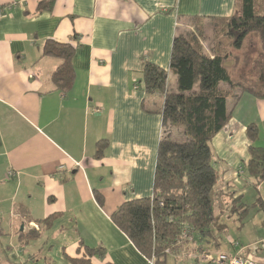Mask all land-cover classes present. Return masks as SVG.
Returning <instances> with one entry per match:
<instances>
[{
	"label": "crops",
	"instance_id": "1",
	"mask_svg": "<svg viewBox=\"0 0 264 264\" xmlns=\"http://www.w3.org/2000/svg\"><path fill=\"white\" fill-rule=\"evenodd\" d=\"M47 3L51 8L41 11ZM237 8L238 0H0V216L9 217L20 243L21 234L58 215L25 246L26 261L38 254L39 263L68 264L65 255L76 256L82 242L104 249L92 264H151L111 219L122 204L154 192L165 96L145 93L143 65L166 70L167 92H177L171 54L181 28L202 29L207 54H223L207 31H216V22ZM250 36L244 45L253 39L261 50L259 39ZM48 40L76 48L68 92L53 84L61 61L43 56ZM231 57L226 62L233 59L236 71L241 57ZM248 77L250 86L232 80L262 89ZM237 95L228 102L229 122L212 141L220 172L215 193L224 205L240 196L249 205L247 198L255 197L252 206L259 198L264 202V183L255 188L241 167L249 161V125L258 126L256 145L264 147V98L241 89ZM103 141L107 146L97 158ZM227 217V244L224 236L219 246L194 242L187 252L169 255L167 264H207L206 251L264 264V221L255 226L250 211L243 221L230 211Z\"/></svg>",
	"mask_w": 264,
	"mask_h": 264
},
{
	"label": "trees",
	"instance_id": "2",
	"mask_svg": "<svg viewBox=\"0 0 264 264\" xmlns=\"http://www.w3.org/2000/svg\"><path fill=\"white\" fill-rule=\"evenodd\" d=\"M51 4H41V11L50 9ZM220 22L219 34L231 42L229 49L240 51L250 35L259 39L262 54L253 62L248 76L256 79L262 89L247 88L241 82H234L225 65L231 53L209 56L200 40L202 34L197 32L189 37L177 35L174 39L171 69L177 76V92H167L166 70L148 61L143 65L145 93L165 96L161 111L164 134L158 147L154 192L152 197L122 204L111 219L153 264H167L169 255L187 252L194 242L221 244L226 226L221 223L215 208L220 172L214 166L212 141L230 120L228 102L238 99L237 90L264 98V0H238L236 13ZM198 32L202 33V29ZM75 52L71 43L55 40H48L43 48V56L61 61L52 81L62 92H68L75 82ZM222 84L228 88L224 89ZM247 137L249 161L241 168L256 188L264 183V147L256 145L259 138L256 124L247 127ZM106 146V141L98 143L97 158L102 157ZM226 195L234 196L230 192ZM241 198H232L230 204H225L231 215L238 214L240 221L252 207L264 210L260 198L252 206L241 203ZM97 200L103 205L100 195ZM57 216L39 221L38 229L21 234V250L25 251L30 241L40 239ZM185 232L188 233L186 238L183 237ZM202 253L203 256H216L208 251ZM104 255L102 247L90 248L81 242L77 255H65V259L68 264H92L94 257ZM37 258L38 254L31 255L22 264H58L48 260L39 263ZM207 264L213 263L208 261Z\"/></svg>",
	"mask_w": 264,
	"mask_h": 264
},
{
	"label": "rangeland",
	"instance_id": "3",
	"mask_svg": "<svg viewBox=\"0 0 264 264\" xmlns=\"http://www.w3.org/2000/svg\"><path fill=\"white\" fill-rule=\"evenodd\" d=\"M216 25L218 26V28H216L215 26V30L217 31H214V29L212 28L213 32L208 30L207 31L208 34L206 36L211 39L217 37V40H216L217 46L221 47L223 54L224 53L227 54V52L228 53L231 52L230 57L234 56V54H238L241 57L240 66L238 67L236 71L233 70V66L231 64L233 59L228 60L225 65L227 69L229 70L231 76L233 77L234 81H241L245 85L250 86L252 83V80L247 76L248 69L250 68V65L253 62V60L256 59L259 55H261L260 47L259 45H257L258 41H253V39H248L246 41V44L244 45V48L240 52H238L236 49H229L231 42L224 40L222 38V34H219V31L222 28L221 22H216ZM192 28L193 30L197 31L195 27H192ZM181 32H183V34L181 35H185L187 37H189V35L193 33L189 25L183 26L181 28ZM250 38H252V36H250ZM201 41L203 42L202 44L203 48L204 49L207 48V42L209 41H206L205 37H202ZM250 41L252 42V44H250ZM173 73L176 76V73L174 71ZM176 137L178 136L176 135ZM262 190H263L262 193L264 194V187ZM255 200H256L255 197L247 198L249 205L255 202ZM215 208H216L217 215L221 217L220 218L221 223L227 222L230 225L232 222L230 220L231 218L227 217V215H229V211L226 209V205H224L223 203L219 204L218 200H216ZM258 210H259L258 207L251 208L250 210L249 220H251L255 226L260 225L261 222L264 221V211H258ZM235 218L237 219L236 216ZM229 239L230 238L228 235L224 236V244H227ZM28 249H30V245L28 246ZM29 253H31V250L29 251ZM27 259H28L27 254L24 253L23 250H21V246L18 241L17 234L10 229L9 217L3 216V215L0 216V264H22Z\"/></svg>",
	"mask_w": 264,
	"mask_h": 264
},
{
	"label": "built area",
	"instance_id": "4",
	"mask_svg": "<svg viewBox=\"0 0 264 264\" xmlns=\"http://www.w3.org/2000/svg\"><path fill=\"white\" fill-rule=\"evenodd\" d=\"M19 3H23V2H17V4ZM5 14V11L0 9V18ZM9 177H13L15 176V174H13L12 172H9ZM188 236V233L185 232L183 237L186 238ZM204 259L208 262H212L213 264H257L254 261L250 260V259H245L243 257L240 256H235V257H231L228 256L227 254L224 253H220L216 256H212V255H205ZM151 264H153V261L148 260Z\"/></svg>",
	"mask_w": 264,
	"mask_h": 264
}]
</instances>
